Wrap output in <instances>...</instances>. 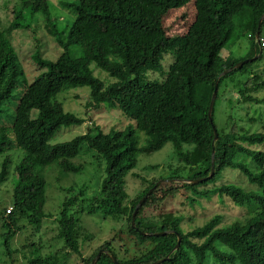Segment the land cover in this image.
Segmentation results:
<instances>
[{
	"label": "trees",
	"instance_id": "1",
	"mask_svg": "<svg viewBox=\"0 0 264 264\" xmlns=\"http://www.w3.org/2000/svg\"><path fill=\"white\" fill-rule=\"evenodd\" d=\"M190 1L194 17L186 32L169 35L164 18L173 7ZM12 2L10 21L3 26L0 20V185L11 173L14 176L12 202L0 210V253L10 259L9 264H16L13 256L18 249L12 246L16 234L27 225L40 232L46 218L52 217L44 210L47 180L42 169L55 163L65 174L80 173L84 165L73 158L84 142L88 149L108 158L106 176L90 197L83 199L80 189L64 198L57 216L52 217L57 229L54 242H63L58 251L76 252L81 264H90L102 248L113 254L118 264H151L167 254L168 259L160 264H264V238L257 236L264 229V117L246 111L249 102L264 103L254 95L264 87V74L246 80L236 90L237 97H226L225 102V95L220 94L224 79L252 61L220 75L239 61L220 54L237 14L248 11L252 53H259L255 58L262 57L264 19L260 26L258 20L264 13V0H59L71 14L62 28L49 0ZM40 16L55 47L61 50L54 58H45L36 38L31 57L42 71L29 81L11 33L31 29ZM91 64L114 80L94 76ZM217 79L210 120L207 112ZM84 86L89 88L84 106L99 109L106 104L120 110L129 122L121 132L111 128L108 133L93 122L85 133L51 143L61 126L85 122L84 117L66 111L58 99L60 93ZM201 91L198 100L196 93ZM220 102H229L230 110L218 123L215 116ZM261 120L262 129L252 130L251 125ZM242 122L251 124L245 127ZM212 125L217 132L214 142ZM167 142L172 144L178 164L166 176L160 173L145 179L132 174L141 186L130 197L123 183L117 182L115 166L121 157L133 154L127 163L131 168L137 153H153ZM212 149L211 177L198 183L178 181L207 176ZM172 166L169 163L168 167ZM227 173L233 180L225 179ZM152 187L132 225L135 206ZM79 197L80 206L72 211ZM177 197L194 214L178 211L174 204ZM213 200L220 203L222 212L198 219L196 210H203ZM232 208L236 214L224 213ZM78 213L120 217L122 223L113 237L84 255L77 240L81 229ZM166 230L176 233L145 234ZM177 235L179 246L171 252ZM33 251L36 253L27 258L28 264H55L52 255H39L37 247ZM95 264L115 263L102 252Z\"/></svg>",
	"mask_w": 264,
	"mask_h": 264
},
{
	"label": "rangeland",
	"instance_id": "2",
	"mask_svg": "<svg viewBox=\"0 0 264 264\" xmlns=\"http://www.w3.org/2000/svg\"><path fill=\"white\" fill-rule=\"evenodd\" d=\"M58 2L59 0H49L51 9L59 20V28H62L64 19L69 18L71 14L67 9L62 8ZM12 5V0H0V20L3 26L7 25L8 21L11 19ZM193 17L194 5L192 1L188 2L183 7H173L164 18V25H166L168 28L167 33L169 35L185 33L190 22L193 20ZM37 18L38 15L36 16V19ZM249 21L250 16L248 11H246L245 14H237L233 18L231 37L220 50V54L222 56L232 60L237 59L239 61H243L246 59H251L259 54H256L255 52L252 53L254 51L252 47L254 44V39H251L248 36V34H250L252 31ZM31 29H18L11 33L13 45L19 54L29 81L42 71V69L36 65L31 57V55L34 53L36 38L38 40L37 42L41 46V50L44 51L45 55L43 56L45 58L52 59L61 50L59 47H55L56 44L51 34L47 32L41 16L38 19V23H34ZM261 35L264 38V25L262 27ZM257 50L259 52L260 48L257 47ZM260 51L262 52L261 58L257 57L253 59L245 68L235 71L232 75L224 79L220 88V94L225 95V102L227 99L226 97H237L236 90L241 87L244 82L252 75H261L262 73L264 74V47L261 48ZM91 69L93 70L94 76L108 80V82L114 80V78L110 77L105 71L95 67V64H91ZM262 78H264V75H262ZM88 92L89 88L84 86L68 89L67 91H64L58 95V99L63 102L64 109L84 117L85 122L80 125L61 126L51 139V143L70 140L76 135L85 133L87 131V127L91 126L93 122L99 125L100 128L106 133L110 132L111 128H116L118 132H121L129 122V120L120 113V110L110 108L106 104H103L99 109H93L84 106L88 100ZM202 95V91L201 94L196 93L197 99L201 100ZM254 95L258 96L260 99H264V87H260ZM218 102L219 101H217V104ZM229 104V102L225 104L220 102L219 109L217 108L218 112L215 116L216 122L221 123L227 118V114L230 110ZM246 107V111H251L252 115L259 112L261 115H254L257 117L258 115L262 116L260 119L264 117V103L257 104L249 102ZM236 109H238V105L234 107L235 113ZM260 122L262 123V120L256 122L255 124L253 123L251 125V129H262ZM242 123L245 124V127L251 124L244 122ZM136 155V164L131 168H128L127 165V163H129L130 160L134 158L133 154L130 152L125 153L115 166L119 174L117 182L118 184L123 183V186L126 187L127 193L130 197L133 196L136 190L140 189L141 186L139 182L140 180H138V178L134 177L132 174H137L139 177L145 179H152L153 177L158 176L160 173H163V175L166 176L169 175L171 169L178 164L175 160V154L170 142L165 143L161 149L153 153H137ZM2 156L3 155H0V159ZM14 157H17L16 154H14ZM73 162L76 164L82 163L84 165L83 171L80 173L65 174L61 172L55 163L47 165L42 169L47 180L44 210L46 214H51L53 218L57 216L58 212L62 208V203L66 196H72L74 195V192H78L80 189H83L84 194L82 197L85 199V197H90L97 191V183H100V181L106 176L105 168L109 163V160L108 158H105L102 153L99 155L96 150L92 148L88 149V144L84 142L79 149L78 155L73 158ZM169 163H172L173 166L168 167ZM179 171L182 172V175H187L184 170ZM233 178L234 177L229 173L225 175V179L227 180L231 181ZM13 186L14 176L11 173L8 179L0 185V210L2 207H5L12 202ZM65 187L71 188V190L64 191V189H66ZM81 200L82 198L79 197L78 205H73L72 211L77 210V208L80 206ZM181 202L183 201L178 197L174 201V204L177 205L178 211H192V214H194V211L191 210L187 203L182 204ZM221 210L222 206L220 203L213 200L207 203L203 210H196L195 215L198 219H201L203 215L207 216L216 212H222ZM224 213L227 215H233L236 214V210L233 208L227 209L224 211ZM78 215L80 217L81 229L79 230L77 240L81 252L84 253V255L91 253V251L103 240L113 237L122 223V218L120 217L102 218L98 213L95 215H85L78 213ZM52 217L48 216L46 218V221L44 222L40 232L39 230H34L32 226L27 225L16 234L12 240L13 248L18 249L13 256L16 264H28L27 258L33 256L36 253L33 251L36 247L38 251L37 253H39V255H52V259L55 264H81L79 255L76 252H63L61 250L58 251L63 242L61 240H56L54 242L53 238L57 233V229L56 223H52ZM1 223L2 220L0 217V225ZM196 223L198 222L196 221ZM0 230H2L1 227ZM257 236L264 238V229L258 232ZM27 243L32 244L24 247V245ZM0 249H2L1 246ZM123 249L128 250L129 254L132 253V250L127 249V247ZM9 262L10 259L0 253V264H9ZM210 264L214 263L211 261Z\"/></svg>",
	"mask_w": 264,
	"mask_h": 264
},
{
	"label": "water",
	"instance_id": "3",
	"mask_svg": "<svg viewBox=\"0 0 264 264\" xmlns=\"http://www.w3.org/2000/svg\"><path fill=\"white\" fill-rule=\"evenodd\" d=\"M264 19V13L260 16L259 20H258V26H260L261 24V21ZM258 34H259V30L257 29V32H256V38L258 37ZM256 57V56H255ZM255 57L251 58V59H246V60H243V61H239L237 62L234 66H231V67H228L227 69L223 70L220 75H223V74H226L227 72L231 71L233 68H236V67H239L241 66L243 63L247 62V61H250V60H253L255 59ZM217 82H218V79L216 80V83H215V87H214V90L212 92V95H211V99H210V102H209V107H208V118L211 120V112H212V107H213V103H214V99H215V95H216V86H217ZM212 128H213V132H214V139H213V142L217 139V132H216V129L215 127L212 125ZM214 150L212 149L211 151V169H210V173L205 176V177H201V178H197V179H183V180H178L179 182H183V183H198V182H201L202 180H205L209 177L212 176L213 172H214ZM161 181V180H160ZM155 187V186H154ZM154 187H152L145 196H143V198H141L139 200V202L137 203V205L135 206V209L132 213V219H131V224L133 225L134 224V217H135V214L139 208V206L141 205V203L145 200V198L147 197L148 193L153 191ZM143 233V232H142ZM145 233V232H144ZM166 233H176L175 230H166V231H160V232H148V233H145L147 235H164ZM179 243H180V236L177 235V241L173 247V249L171 250V252H173L174 250H176L179 246ZM102 252H105V253H108L110 258L112 259V261L115 263V264H118V261L117 259L113 256V254H110L107 250L105 249H99V251L97 252V254L91 259V263L90 264H95L96 261L98 260V258L100 257V254ZM169 257V254H167L165 257L163 258H160L158 260H155L153 261L151 264H160L162 263L163 261H165L166 259H168Z\"/></svg>",
	"mask_w": 264,
	"mask_h": 264
}]
</instances>
